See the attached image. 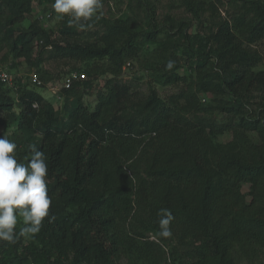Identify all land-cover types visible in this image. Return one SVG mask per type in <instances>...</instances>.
Here are the masks:
<instances>
[{
	"label": "trees",
	"instance_id": "16d2710c",
	"mask_svg": "<svg viewBox=\"0 0 264 264\" xmlns=\"http://www.w3.org/2000/svg\"><path fill=\"white\" fill-rule=\"evenodd\" d=\"M32 1L42 0H7L0 40L14 58L36 61L39 45L51 59L86 62L89 75L117 74L141 58L147 41L156 49L140 59L142 67L178 86L166 98L152 87L142 98L111 78L94 110L78 98L63 121L39 92L24 90L17 114L0 89V110L12 111L1 123L20 132L12 136L18 162L30 161L29 144L47 156L55 219L45 217L35 235L42 263L70 255L71 264H118L123 254L129 264H264V70H255L262 56L254 47L264 41V2L240 0L222 17L215 0H183L198 23L211 15L205 33L193 36L192 20L167 16L162 28L153 1L131 0L130 16L106 18L97 41L80 42L68 20L57 40L38 21L16 35ZM180 48L195 60L190 80L178 72ZM106 58L107 68L95 63ZM84 83L73 79L64 91L71 95ZM200 94L215 105L204 109ZM216 109L227 119L213 118ZM226 132L230 139L220 141ZM161 209L172 215L170 237L160 235ZM26 254L4 255L0 264H20Z\"/></svg>",
	"mask_w": 264,
	"mask_h": 264
},
{
	"label": "rangeland",
	"instance_id": "374dc122",
	"mask_svg": "<svg viewBox=\"0 0 264 264\" xmlns=\"http://www.w3.org/2000/svg\"><path fill=\"white\" fill-rule=\"evenodd\" d=\"M131 0H102L103 7L100 12L93 16L88 25L80 28L78 25L74 26V34L72 39L80 42H92L97 41L101 34L105 32L104 20L106 18H126L131 15L130 8ZM157 6L156 17L163 28L166 24L167 16H172L175 19L187 18L192 20V27L190 33L196 36L198 32L205 33L207 26H210L211 15L205 13L202 15L201 21L203 24L198 23L196 18L188 13L183 7V0H151ZM210 1V0H206ZM240 0H215L218 3L222 17H229L233 10V4ZM264 2V0H261ZM54 0H42L32 1L31 11L26 15L25 20L14 27L15 34H19L23 30H27L30 24L34 21H38L39 25L46 32H51L52 39H60L63 35L62 31L67 27L66 20L69 18L64 16L60 18L52 5ZM0 28L3 33L6 28L4 23L6 16L11 13V6L7 4V0H0ZM165 31V29H164ZM1 33V35H3ZM164 36V32L160 35V38ZM1 37V36H0ZM36 44V42H35ZM142 52L141 58L148 57L155 49L156 44L150 42L141 43ZM195 47H198V43H195ZM262 56V61L258 64L255 70H264V41L259 42L254 46ZM50 49H45L42 46H36L34 51V57L36 61L25 60L23 58H14V55L10 52L8 47H2L0 40V71L6 70L12 79V84H5L0 89L7 91V93L14 100L13 112L19 113L21 110V104L19 96L24 90H35L39 92L46 101L50 102L59 115L60 121L68 118V114L75 106V102L78 98H81L90 110H94L98 105L102 95L106 94L110 88L109 80L116 78L122 84H127L130 87V93L132 96H141L144 98L149 93L150 88H154L158 95L162 98L168 97L174 93L178 86L175 84L165 83L157 79V77L148 69L142 67V62L135 59H130L122 66L121 70L116 74L104 73L98 76L89 75L86 71V62H79L75 60H55L50 58ZM183 49H179L178 55L181 56L182 67L178 70L180 75L186 76L189 80L193 77L191 68L194 66V59L185 55ZM33 57V58H34ZM91 63L94 61H90ZM130 62V63H128ZM95 63L99 64L102 68H107L110 63L109 59L98 60ZM117 69V68H116ZM77 73L75 80L85 82L83 85L75 88L71 95H67L65 90V82L72 73ZM36 76L41 83L33 84L30 76ZM259 96V95H258ZM201 103L204 109H210L215 105V100L208 94H200ZM259 101V97L255 99ZM12 111L0 110V135L9 134V139L12 140V136L18 132L16 124L10 126H4L1 123L3 118H8ZM218 122H222L227 119V115L220 113L217 109L214 110L212 115ZM40 131L36 132V135H40ZM250 137L253 141L259 143V137L257 133L250 132ZM231 137L229 132L221 134L219 136L220 141H227ZM243 192H249V185L244 184L242 187ZM249 200L250 198L247 197ZM24 225L22 222L17 224V232ZM152 240H158L157 236L153 233L148 234ZM18 243V245H17ZM26 246L28 249H25ZM40 244L36 236L31 238L19 237L14 244H10L6 241H0V257L2 256H14L15 253L21 255L22 251L26 252V258L20 264H43L42 259L39 256ZM169 252V249H167ZM72 256H63L62 259H55L51 257L52 264H71ZM59 260V261H58ZM127 256L122 254V257L117 260L118 264H129ZM242 264H250L248 261H242Z\"/></svg>",
	"mask_w": 264,
	"mask_h": 264
},
{
	"label": "clouds",
	"instance_id": "9594fccd",
	"mask_svg": "<svg viewBox=\"0 0 264 264\" xmlns=\"http://www.w3.org/2000/svg\"><path fill=\"white\" fill-rule=\"evenodd\" d=\"M54 11L63 19L67 16L69 26L80 28L97 15L103 7L102 0H54ZM169 61L167 69L173 67ZM31 159L25 164L18 162L17 144L9 139V134L0 135V241L14 244L19 237L31 238L41 230L45 217L49 221L51 197L48 194V164L45 153L34 144L27 146ZM160 235L170 237L172 220L170 210L161 209ZM24 225L17 232V224Z\"/></svg>",
	"mask_w": 264,
	"mask_h": 264
},
{
	"label": "built area",
	"instance_id": "2783aa9c",
	"mask_svg": "<svg viewBox=\"0 0 264 264\" xmlns=\"http://www.w3.org/2000/svg\"><path fill=\"white\" fill-rule=\"evenodd\" d=\"M31 81L33 84H40L41 81L36 76H30ZM77 75L72 74V76L68 77L65 82V88H69L71 86L72 80L76 79ZM0 80L4 82L5 84H12V79L10 74L6 70L0 71Z\"/></svg>",
	"mask_w": 264,
	"mask_h": 264
}]
</instances>
